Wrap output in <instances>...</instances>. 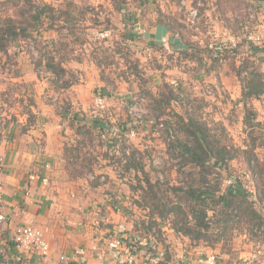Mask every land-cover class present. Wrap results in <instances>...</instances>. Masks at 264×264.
<instances>
[{
	"label": "rangeland",
	"instance_id": "1",
	"mask_svg": "<svg viewBox=\"0 0 264 264\" xmlns=\"http://www.w3.org/2000/svg\"><path fill=\"white\" fill-rule=\"evenodd\" d=\"M143 1L0 0V99L23 102L32 115L29 105L38 111L45 99L77 131L68 143L77 164L112 166L109 198L127 209L130 225L108 237L124 235L137 260L179 264L194 246L209 250L202 264L214 255L216 264H264V0H209L217 3L210 10L205 0H165L163 9L153 0L173 33L196 38L190 53L144 39L134 26L142 10L129 5ZM101 88L111 101L144 98L136 113L164 126L132 139L117 133L125 119L80 101ZM109 133L122 135L113 147ZM229 174L246 195L230 193L224 204L219 197L238 188ZM102 176L103 184L114 179Z\"/></svg>",
	"mask_w": 264,
	"mask_h": 264
},
{
	"label": "crops",
	"instance_id": "2",
	"mask_svg": "<svg viewBox=\"0 0 264 264\" xmlns=\"http://www.w3.org/2000/svg\"><path fill=\"white\" fill-rule=\"evenodd\" d=\"M152 1L129 3L134 9L142 10V15L137 14L139 19L134 26L141 27L144 39L164 45L176 53L193 51L196 38L190 40L173 33L163 12L153 11ZM164 1H156L162 9ZM180 1L189 6L194 4L192 0ZM216 4L205 0L209 10L216 8ZM174 7H180L178 1ZM104 89L101 88L100 93L106 96ZM86 91H89L88 95L83 94L80 101L83 105H90L94 90ZM111 100L109 97L110 103L116 101ZM38 103V111L35 103L29 105L32 115L22 109L27 104H10L0 99V157L3 158L0 166V208L7 216L0 227V247L3 249L0 264H18L20 261L21 264H116L107 246L108 233L110 230L115 232L116 228L121 234L127 233L130 214L127 209L115 207L109 198L116 183L112 166L94 164L93 171L91 165L77 164L78 160L71 157L74 153L72 144H68L75 141L74 137L79 139L77 131L68 130L62 115H52L50 104H46L45 99ZM116 110L119 111V106ZM121 113L123 120L126 119L125 111ZM82 118L99 127L94 124V119ZM120 136L114 140L109 136L111 139L106 138L107 144L113 147ZM104 170L114 179L103 184V176L98 177ZM27 224L45 232L51 249L48 256L32 251L20 252L14 247L16 229ZM139 240L143 247L150 243L142 236ZM192 249L193 252L189 251L192 255L184 259L186 264H202L200 258H204L209 250L194 246ZM144 261L148 260H138L136 264Z\"/></svg>",
	"mask_w": 264,
	"mask_h": 264
},
{
	"label": "built area",
	"instance_id": "3",
	"mask_svg": "<svg viewBox=\"0 0 264 264\" xmlns=\"http://www.w3.org/2000/svg\"><path fill=\"white\" fill-rule=\"evenodd\" d=\"M139 29L141 27L139 26ZM144 98H140L134 102H130L129 100H116L115 103H110L109 98H107L102 93H97L94 95L93 103L96 109L100 112L102 116L105 113L114 112V116L123 119L122 110L130 112L131 116L135 117L138 120V124L132 126V128L128 129H120V127L116 128L117 133L119 131H123L130 139L136 138L139 135L141 129L152 130L153 122L152 119H145L141 114H137L136 111L139 110L140 107L145 103ZM118 103V104H117ZM119 106V111L116 110V107ZM97 113V112H96ZM97 113V114H98ZM109 113V114H110ZM115 129V128H114ZM120 129V130H119ZM113 130V132H116ZM112 133V132H111ZM109 133L112 140H114V136ZM114 134V133H113ZM115 135V134H114ZM119 135V134H118ZM130 152V151H128ZM3 158L0 157V166ZM105 178L102 177V180ZM7 220V216L0 208V227L3 222ZM127 238L120 235L113 236L111 233L107 240V246L111 250V259L116 264H136L138 263L136 254L133 253L132 250H127L124 247V243ZM14 243L17 251H32L40 254L41 256H48L50 254V244L46 238L45 232L35 226L32 225H20L15 231L14 235ZM3 249L0 247V254H2ZM65 259V257H62ZM208 260L211 261V264H216V256H210ZM158 260H155L154 264H158ZM141 264H152L150 261H144Z\"/></svg>",
	"mask_w": 264,
	"mask_h": 264
},
{
	"label": "trees",
	"instance_id": "4",
	"mask_svg": "<svg viewBox=\"0 0 264 264\" xmlns=\"http://www.w3.org/2000/svg\"><path fill=\"white\" fill-rule=\"evenodd\" d=\"M124 16H126V14L124 15ZM131 16H132V19H134L135 21H137L136 20V17H137V13L136 12H132V14H131ZM138 19V18H137ZM258 91V93H261L262 91L264 92V90L263 89H259V90H257ZM258 93H256V94H258ZM127 122H125V121H123V124L122 123H120V126H118V127H120V128H123V129H127V128H132V126H135V125H137L139 122H138V120L135 118V117H133V116H129L128 118H126L125 119ZM94 124L95 125H99L97 122H95L94 121ZM161 125V126H160ZM153 126L155 127V128H157V127H162V126H164V122L162 123H160V124H154L153 123ZM157 126V127H156ZM169 132H170V130H169ZM171 133V132H170ZM198 132H194V136H195V138H196V140L199 142V144H200V146L206 151L205 153L207 154L208 153V155H209V157H212V154H213V156H214V153L213 152H211V151H208L207 150V148H205V146H204V144H203V142H202V139L200 138V137H198L196 134H197ZM171 134H173V133H171ZM193 158L195 159V160H197V161H200V162H202V163H204L206 160L205 159H203L201 156H200V154H198L197 152H194L193 153ZM230 176V178L231 179H233L234 180V182L236 183V187H238V188H236V191L235 190H232L231 192H229V193H227V194H222V196H220L219 197V200L218 201H224V204H226V203H228V199H230L231 197H230V193H232V195H234V196H236V195H246L245 193H246V190H245V188L241 185L242 183H241V181L236 177V176H233V175H231V174H229ZM191 193L192 194H195V191H192L191 190ZM216 191L215 192H212L211 194H210V198H211V201H212V204H213V201L214 200H217L216 199ZM207 199L208 198H206L205 200H204V202H205V205L207 204ZM115 207H121V206H116L115 205ZM211 207H213V206H211ZM209 207H205L204 208V214H205V216L208 214V211H209ZM199 223H200V221H199ZM203 224L205 223V222H202ZM199 225H202V224H199ZM205 225V224H204ZM203 226V225H202ZM202 226H200V227H202ZM206 226V225H205ZM148 245V243H145V246H147ZM14 247H15V243H14ZM20 260V259H19ZM186 260H181V262L179 263V264H186ZM18 264H21V261L20 262H18Z\"/></svg>",
	"mask_w": 264,
	"mask_h": 264
}]
</instances>
